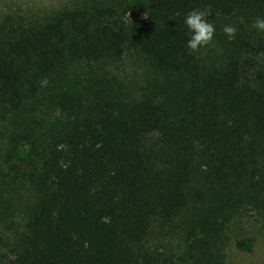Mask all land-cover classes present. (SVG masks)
<instances>
[{
  "label": "trees",
  "instance_id": "obj_1",
  "mask_svg": "<svg viewBox=\"0 0 264 264\" xmlns=\"http://www.w3.org/2000/svg\"><path fill=\"white\" fill-rule=\"evenodd\" d=\"M193 9L264 16V0H93L0 24V124L69 64L135 51L168 77L32 139L35 203L0 264H225L230 220L264 217V44L207 71L186 48Z\"/></svg>",
  "mask_w": 264,
  "mask_h": 264
},
{
  "label": "rangeland",
  "instance_id": "obj_2",
  "mask_svg": "<svg viewBox=\"0 0 264 264\" xmlns=\"http://www.w3.org/2000/svg\"><path fill=\"white\" fill-rule=\"evenodd\" d=\"M91 1L0 0V24L12 18L41 17ZM207 12L215 26L214 41L196 51L205 70H221L231 59L245 57L238 48L241 41L264 44V33L251 26L256 15L239 11L222 16L211 9ZM228 24H235L238 29L231 41L223 32ZM257 70H264V52L259 56ZM167 83L168 77L135 51L101 62L80 61L69 64L62 76H53L36 97H31L19 112L0 124V260L15 245L35 203V173L25 160L32 139L61 129L73 117L107 99L129 109L146 96L162 95ZM174 232L181 234L180 228ZM225 233V264H264V217L235 216L226 225ZM243 235L256 238L251 252L235 247L234 240Z\"/></svg>",
  "mask_w": 264,
  "mask_h": 264
},
{
  "label": "clouds",
  "instance_id": "obj_3",
  "mask_svg": "<svg viewBox=\"0 0 264 264\" xmlns=\"http://www.w3.org/2000/svg\"><path fill=\"white\" fill-rule=\"evenodd\" d=\"M208 16L209 12L201 9H193L184 16L183 23L189 33L186 48L192 52L205 48L214 41L215 26L210 22ZM251 26L257 32L264 33V16H257ZM237 31L235 24H228L223 27V32L229 41L235 38ZM41 83L42 85L46 84L47 80L45 79Z\"/></svg>",
  "mask_w": 264,
  "mask_h": 264
}]
</instances>
